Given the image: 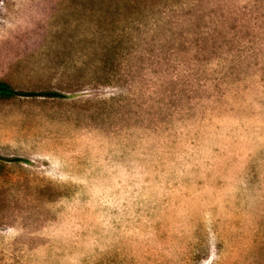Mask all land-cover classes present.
<instances>
[{
    "label": "rangeland",
    "instance_id": "374dc122",
    "mask_svg": "<svg viewBox=\"0 0 264 264\" xmlns=\"http://www.w3.org/2000/svg\"><path fill=\"white\" fill-rule=\"evenodd\" d=\"M112 1L0 0V79L67 95L0 100V264H264V0Z\"/></svg>",
    "mask_w": 264,
    "mask_h": 264
},
{
    "label": "trees",
    "instance_id": "16d2710c",
    "mask_svg": "<svg viewBox=\"0 0 264 264\" xmlns=\"http://www.w3.org/2000/svg\"><path fill=\"white\" fill-rule=\"evenodd\" d=\"M112 2L115 7L114 10L115 15L117 14V20L115 21L114 18L113 24L118 23V27H119L121 22L128 21L130 19V22H128L130 31H134V29H137V26H140L141 24L143 25L141 19V15L143 14V12H141L143 11L142 8L143 0H113ZM123 16L126 17L124 20L122 19ZM19 96H49V97H59V98L67 97V95L55 91L43 92V93H37V92L26 93L15 89L10 83L0 79V100H10ZM12 160L19 161V159H12Z\"/></svg>",
    "mask_w": 264,
    "mask_h": 264
}]
</instances>
